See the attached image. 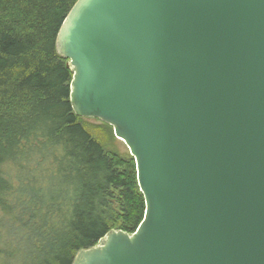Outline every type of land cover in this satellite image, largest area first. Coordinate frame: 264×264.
Segmentation results:
<instances>
[{"label": "water", "instance_id": "95a60500", "mask_svg": "<svg viewBox=\"0 0 264 264\" xmlns=\"http://www.w3.org/2000/svg\"><path fill=\"white\" fill-rule=\"evenodd\" d=\"M56 48L146 205L72 264H264V0H77Z\"/></svg>", "mask_w": 264, "mask_h": 264}, {"label": "trees", "instance_id": "16d2710c", "mask_svg": "<svg viewBox=\"0 0 264 264\" xmlns=\"http://www.w3.org/2000/svg\"><path fill=\"white\" fill-rule=\"evenodd\" d=\"M76 1L0 0V264H72L144 219L134 158L109 154L72 108L56 39Z\"/></svg>", "mask_w": 264, "mask_h": 264}, {"label": "rangeland", "instance_id": "374dc122", "mask_svg": "<svg viewBox=\"0 0 264 264\" xmlns=\"http://www.w3.org/2000/svg\"><path fill=\"white\" fill-rule=\"evenodd\" d=\"M82 121L92 132V135L103 143L104 148L109 154L118 155L126 161L133 157L125 142L117 138L114 130L112 131L111 127L106 125L107 123L92 117H83Z\"/></svg>", "mask_w": 264, "mask_h": 264}, {"label": "bare ground", "instance_id": "6f19581e", "mask_svg": "<svg viewBox=\"0 0 264 264\" xmlns=\"http://www.w3.org/2000/svg\"><path fill=\"white\" fill-rule=\"evenodd\" d=\"M119 140H122V141H124V140H123V139H121V138H120ZM124 142H125V141H124ZM125 143H126V142H125Z\"/></svg>", "mask_w": 264, "mask_h": 264}]
</instances>
